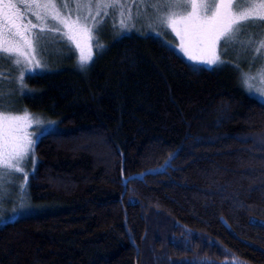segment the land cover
I'll list each match as a JSON object with an SVG mask.
<instances>
[{"label":"trees","instance_id":"16d2710c","mask_svg":"<svg viewBox=\"0 0 264 264\" xmlns=\"http://www.w3.org/2000/svg\"><path fill=\"white\" fill-rule=\"evenodd\" d=\"M9 68V110L58 129L27 189L46 207L0 226V264H264V102L237 71L113 30L85 70L71 54L21 88Z\"/></svg>","mask_w":264,"mask_h":264},{"label":"snow or ice","instance_id":"6c2138e0","mask_svg":"<svg viewBox=\"0 0 264 264\" xmlns=\"http://www.w3.org/2000/svg\"><path fill=\"white\" fill-rule=\"evenodd\" d=\"M142 2L145 10L152 13L147 18L149 29L157 36H162L163 33L156 32V27L171 29L179 39L175 48L180 49L197 64L223 63L221 55L226 53L218 52V44H227L230 38L240 32L245 22L256 21L264 24V0H142ZM94 6L96 12L118 7L122 17L121 29L126 27L125 19H133L130 11L125 16L126 5L121 0H95ZM83 9L86 11H82ZM92 11L93 0H0V58L10 61L17 69L21 88L24 87L23 78H31L43 68L41 61L36 58L35 44L40 41L44 29L53 34L63 33L70 44L75 45V52L69 49L71 54L79 53L77 56L79 67L83 69L90 66L89 61L94 58V45L91 41L94 32L98 30ZM139 16L138 12L136 18ZM31 17H34V20ZM33 29H40L41 32L34 33ZM123 35L121 32V36ZM172 43L173 41H164L165 45ZM258 43L264 46V38ZM249 79L250 77L245 75L244 83L248 84ZM261 79L264 80V75ZM11 103L9 101L6 106L3 96L0 95V169L23 174L24 182L20 184V188L24 189L30 174H34V171L22 165L27 164L29 159L33 164L36 163L34 145L40 138L52 133L55 122H42L27 110H9ZM32 125L38 126L35 138L29 131ZM178 154L179 149L172 153L161 167L169 166L170 160ZM152 173L153 170L148 169L137 178L142 179L144 175ZM44 207L46 206L25 205L21 202L18 208L12 210V214H29ZM260 223L264 226V221Z\"/></svg>","mask_w":264,"mask_h":264},{"label":"rangeland","instance_id":"374dc122","mask_svg":"<svg viewBox=\"0 0 264 264\" xmlns=\"http://www.w3.org/2000/svg\"><path fill=\"white\" fill-rule=\"evenodd\" d=\"M121 2L126 5V7L124 8L125 16H127L130 11L133 17V19L131 20L125 19L126 27L124 29H121L120 27V20L122 17L119 14L120 9L118 7L117 8L109 7L107 11L101 9L99 12H96L94 6L95 0H93L92 14L95 15L96 18L95 23L98 29L94 32L91 41L94 45L93 47L94 58H95L96 45L99 39L109 34V31L113 30L118 32L119 34H121V32H123L124 34L131 33V34H141V35H145V33H147V35L155 36L160 40H162L163 42L173 41V43L169 46H171L172 49H174L178 54H180L191 64L204 66L210 69L220 68L224 64L229 66L230 69L237 71L246 91L254 98L264 102V91H261L262 89H264V80L261 79V76L264 75V46H260L258 43L261 38H264V24H260L259 22L256 21L245 22L242 25L240 32L235 37L230 38L227 44H218V52L226 53V55H221V60L223 61V63H219L216 65H208L206 63L201 62L197 64V62L191 61L187 56H185L180 49L175 48V44L179 43V39L175 37V33L171 32V29H162L156 27L155 31L163 33L162 36L155 35V32L149 29L147 18L150 15H152V13L150 10H145L142 0H121ZM82 11H86V9H83ZM138 12L140 13V16L137 19L136 16ZM31 18L34 20V17ZM33 32L40 33L41 30L33 29ZM35 48H36V53H35L36 58L40 60L41 63L43 64L42 70H40L37 75L42 74L46 71H50L52 68L58 67L62 61L67 60L71 56V52L69 49L75 52V45L70 44V42L63 35V33L53 34L48 29L43 30L42 37L40 41L35 44ZM78 54H79L78 52H76L75 54L76 62H77ZM93 60L89 61V65H91ZM7 62L10 63V68L9 70L6 69L8 70L6 72L12 75L15 74L14 75L15 79L6 78L3 81H1V83L7 86H13L14 83L16 84L18 82L19 83L18 85H21V81L19 79V72L12 65L10 61ZM88 67H85L82 70H85ZM2 75H3L2 72H0V78L2 77ZM245 75L250 77L248 84L244 83ZM25 78H23V83ZM4 103L5 105H8L7 102ZM30 113L35 118H38L42 122L45 123L50 122L49 119H45L32 112ZM56 129L58 128L55 125L53 131H55ZM29 131L33 134V137L35 138L36 133L38 131V126L37 125L30 126ZM37 144L38 143L34 145V155L36 157V163L33 164L32 160L29 159L27 164L22 165L26 169H33L34 172L36 171L37 168L36 166L38 163V158L36 153ZM32 175L33 174H30L29 180ZM29 180L25 184L24 189H21L20 184L24 182L23 174L19 172L9 173L6 170L0 169V217H3L0 218V226L7 221H13L22 215H27V214H22V215L12 214V210L14 208H18L21 202H23L25 205H29V204L33 205L28 198L27 189H28Z\"/></svg>","mask_w":264,"mask_h":264},{"label":"water","instance_id":"95a60500","mask_svg":"<svg viewBox=\"0 0 264 264\" xmlns=\"http://www.w3.org/2000/svg\"><path fill=\"white\" fill-rule=\"evenodd\" d=\"M144 176H146V175H144ZM144 176H143V178H144ZM143 178H142V179H143ZM132 179H135V178H131V179L125 180V183L127 184V183H128L130 180H132ZM136 179H140V178H136ZM142 179H141V180H142Z\"/></svg>","mask_w":264,"mask_h":264}]
</instances>
